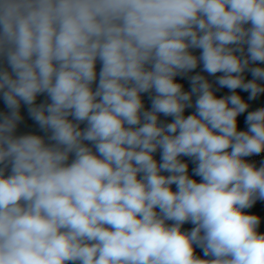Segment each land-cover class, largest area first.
Wrapping results in <instances>:
<instances>
[{
  "label": "clouds",
  "instance_id": "1",
  "mask_svg": "<svg viewBox=\"0 0 264 264\" xmlns=\"http://www.w3.org/2000/svg\"><path fill=\"white\" fill-rule=\"evenodd\" d=\"M0 60V264H264L243 211L264 200V164L243 159L264 152V108L239 131L241 96L175 79L202 63L221 87L264 92L249 67L264 62V0H0ZM21 102L54 143L15 134Z\"/></svg>",
  "mask_w": 264,
  "mask_h": 264
},
{
  "label": "rangeland",
  "instance_id": "2",
  "mask_svg": "<svg viewBox=\"0 0 264 264\" xmlns=\"http://www.w3.org/2000/svg\"><path fill=\"white\" fill-rule=\"evenodd\" d=\"M192 51L197 56H199L200 52H201L200 49H192ZM0 67H6V62H4L3 60H0ZM101 67H102L101 62L98 60L97 65H96L97 81L94 82V84H93L94 90L98 86L99 71H100ZM260 67H264V63ZM197 74L205 76V78L212 84L214 93H215L217 98H223V97L230 96V95L235 93V94L241 96V98L249 105L247 111L244 113H241L237 117L238 130L239 131H247L248 130V125L246 123L247 114H248V112L255 111L259 108H264V92L258 94L257 97L254 99H249L250 93L248 91H244L242 88L230 90L227 87H221L217 83V80H218V77L223 75V73H216L215 75H209L206 71L203 70L202 63L199 64L196 69L191 70L186 75L177 76L175 79H176V82L182 84L184 91L190 92L191 91L190 77L197 75ZM242 75L244 77L245 82H248V81H251L254 79L251 71L248 69H246L244 71V73H242ZM257 83H259L262 87H264V80H258ZM153 94L154 93H142L141 94L145 110H151V106H152L151 96ZM195 100H196V96L193 95V97H192L193 106L185 109V112H184L185 116L195 113V111H196ZM45 102L50 103V99L48 98L47 94H39L37 97V100H36V104H41V103H45ZM8 111L9 110L3 101L2 95H0V116H2L3 114H7ZM20 115H21L22 119L18 122L17 129L15 132L16 135L19 136V135H25V134H36V135L42 136L45 139L46 143H49V144L54 143L53 141L48 140V136L50 135V133L42 130L40 128L39 124L32 119V117L30 116L29 111H28V106L24 105L23 102H21ZM69 119H72V117H69ZM159 122L161 125L167 124V123H172V122H174V117L159 114ZM85 127H86V122L80 124L81 129H83ZM85 144H88L89 146H91V143L88 141H85ZM93 150L95 151V149H93ZM153 155H154V158L157 160V162H162V160H161L162 150L158 149ZM72 159H74V156L72 154H70L69 163H71ZM180 159L183 162H186L188 164L189 176L192 177L193 179L197 180V182L201 181V178L199 176L195 175L193 172V169L196 167V164L193 162V160L187 156H181ZM9 173H10V170H9ZM9 173H6V175H8ZM162 174L168 175L169 173L163 172ZM172 187L174 190L175 185H173ZM157 211H158V209H157ZM167 223L169 224V221ZM257 231L260 234H264V217H262L260 219V224L257 228ZM196 255L202 259H209L210 258V257H206L204 255L203 250H199L196 253ZM70 264H71V262H70Z\"/></svg>",
  "mask_w": 264,
  "mask_h": 264
},
{
  "label": "built area",
  "instance_id": "3",
  "mask_svg": "<svg viewBox=\"0 0 264 264\" xmlns=\"http://www.w3.org/2000/svg\"><path fill=\"white\" fill-rule=\"evenodd\" d=\"M245 54L246 53V46H245ZM264 62H251L249 67H260ZM243 159L246 162L254 164L257 168H259L262 164H264V152H261L260 154H254L248 157H243ZM264 207V200L257 199L255 203L252 205L251 208H262Z\"/></svg>",
  "mask_w": 264,
  "mask_h": 264
},
{
  "label": "water",
  "instance_id": "4",
  "mask_svg": "<svg viewBox=\"0 0 264 264\" xmlns=\"http://www.w3.org/2000/svg\"><path fill=\"white\" fill-rule=\"evenodd\" d=\"M246 214L254 215V216H264V207L262 208H254V209H244L243 210ZM199 250H202L201 248H198Z\"/></svg>",
  "mask_w": 264,
  "mask_h": 264
},
{
  "label": "trees",
  "instance_id": "5",
  "mask_svg": "<svg viewBox=\"0 0 264 264\" xmlns=\"http://www.w3.org/2000/svg\"><path fill=\"white\" fill-rule=\"evenodd\" d=\"M200 182V181H198ZM175 190V189H174ZM247 209H254V208H247ZM262 217L264 216H259V219H261ZM194 227V225L191 223V222H186L185 224L182 225V228L181 230L182 231H185V232H188V231H191V229ZM199 247L196 248V253L199 251L198 249Z\"/></svg>",
  "mask_w": 264,
  "mask_h": 264
},
{
  "label": "crops",
  "instance_id": "6",
  "mask_svg": "<svg viewBox=\"0 0 264 264\" xmlns=\"http://www.w3.org/2000/svg\"><path fill=\"white\" fill-rule=\"evenodd\" d=\"M172 223V221H169V224H171Z\"/></svg>",
  "mask_w": 264,
  "mask_h": 264
}]
</instances>
